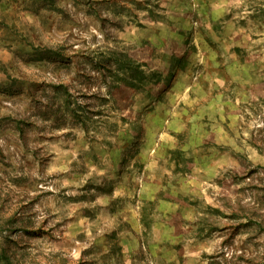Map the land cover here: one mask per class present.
<instances>
[{"label": "rangeland", "instance_id": "rangeland-1", "mask_svg": "<svg viewBox=\"0 0 264 264\" xmlns=\"http://www.w3.org/2000/svg\"><path fill=\"white\" fill-rule=\"evenodd\" d=\"M0 264H264V0H0Z\"/></svg>", "mask_w": 264, "mask_h": 264}]
</instances>
